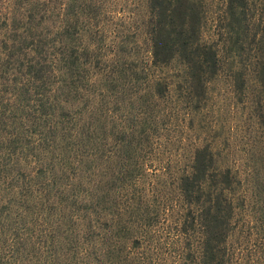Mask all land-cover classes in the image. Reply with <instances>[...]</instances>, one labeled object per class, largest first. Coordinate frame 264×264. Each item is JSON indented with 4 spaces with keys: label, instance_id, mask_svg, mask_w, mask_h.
Listing matches in <instances>:
<instances>
[{
    "label": "trees",
    "instance_id": "16d2710c",
    "mask_svg": "<svg viewBox=\"0 0 264 264\" xmlns=\"http://www.w3.org/2000/svg\"><path fill=\"white\" fill-rule=\"evenodd\" d=\"M47 2L15 0L9 11L2 18L0 16V36L4 43L1 48L4 54L0 59V174H7V164H10L9 160L16 154L20 142L31 141L33 136H37L38 144L42 145L46 154L62 150L64 158H60L61 163L52 164L54 160L51 164L48 162L44 169L40 168L43 170L34 171L31 177L25 173L20 175L25 180L24 188L20 189L23 196L36 193L38 198L45 197L41 207L29 213L27 220L20 215L15 217L13 206L8 202L0 207V264H27L34 255H39L42 261L40 264H61L63 260L66 261L63 264H75L77 253L62 255L58 234L62 221L69 223L66 238L76 237L77 233L82 234L83 225L87 231L93 230L95 226L93 221H85L83 224L89 217L84 210L91 209L89 205H105L101 203L103 199L94 196L95 188L89 189L83 195L85 204L82 214L71 223L69 218L74 211L71 212L69 206L62 202L64 210L56 212L57 207L52 202L56 190L63 187L72 195L75 206L77 188L67 170L70 167L77 173L74 165L82 163L83 158L79 153L87 150L80 149L76 152L78 136L81 141L89 144H93L94 137L97 145L93 147L94 150H90L91 153L97 159L105 156L108 140L105 139L104 130V137H95L100 125L92 124V109L85 111L87 102L84 107L72 109L67 103L69 99L78 100L82 90L87 91L82 95L91 96V82L100 74L101 80L105 81V86L109 89L107 94L113 95L114 83L129 69L122 65L126 52L125 40L121 39L114 46H108L105 45L103 36L98 35L88 24L78 26V14H85L87 8L91 7L92 16L101 12L100 8H93L100 5V1L91 0L86 5L83 0H67L64 14L58 9L54 14L52 12L51 18L46 19L44 14ZM247 2L248 0H226L230 14L229 24L234 30V23L241 22L246 17ZM147 3L145 26L150 42V61L158 67H165L174 61L182 64L183 86L173 85V88L177 92L185 91L188 107L193 110L195 104L206 96L210 81L219 72L217 48L203 35L205 14L202 2L147 0ZM57 15L59 23L56 26L42 25L43 19L55 22L54 16ZM92 18L96 19H85ZM242 28L243 25L238 28L240 33ZM240 33H237L238 39ZM254 40L259 47L256 56L257 77L264 90V27L255 33ZM107 46L110 47L108 51ZM137 78L139 79V75ZM133 79L135 80L134 76ZM239 79L237 77V86L243 89L245 84L242 80L239 82ZM155 85L154 99L167 95L168 83L163 87L162 79L156 81ZM119 109L118 103L109 110L105 109V121L109 117L121 121L120 125L116 124L118 128L112 133L113 147L110 151L112 153L115 149L118 160L113 163L114 169L106 180L115 187L120 182L124 183L128 175L131 176V185L126 189L121 187L122 184L119 189H124L123 193H117L119 210L126 213L129 223L124 219L117 225L114 221L106 223L107 229L100 238L101 241L104 239L105 249L97 254L99 264H161L167 261L170 264H225L224 248L236 209L234 200L237 199L234 188L237 179L231 168L222 165L215 158L209 145L200 147L194 153L190 170L177 177L179 206L165 207L163 210L150 205L147 199H152H146L145 196L144 199L138 185L133 183L141 172L134 141L137 137L140 140L143 136L149 138L150 132L145 126L137 129L139 123L145 125L144 118L140 116L137 122H131L127 116L120 118L116 113ZM98 121L101 122L102 118H98ZM6 130L10 131L11 136L15 134L7 143L3 141ZM62 167L65 174L53 172L55 168ZM94 186L99 193L105 192V174ZM46 187L49 188L48 191H45ZM4 192L9 193L10 188L0 187V199ZM106 194L104 200L108 203L110 194ZM70 195L67 199L71 198ZM237 204L240 206L241 201ZM32 208L29 206L27 210ZM162 211H165L166 216L177 212L179 222L174 227L163 223L158 218ZM133 213L135 219L132 217ZM54 216L58 220L52 224ZM132 229L136 230V235L127 246L129 240L126 234ZM156 230L157 234L154 235ZM5 248L6 253L3 252ZM44 250L49 251V256L43 262L41 254Z\"/></svg>",
    "mask_w": 264,
    "mask_h": 264
},
{
    "label": "rangeland",
    "instance_id": "374dc122",
    "mask_svg": "<svg viewBox=\"0 0 264 264\" xmlns=\"http://www.w3.org/2000/svg\"><path fill=\"white\" fill-rule=\"evenodd\" d=\"M14 1L0 0L1 18L9 11ZM47 1L45 18H51L52 12L54 14L58 9L60 13H65L67 0ZM81 1L78 0V2ZM89 1L91 0H83V3L88 5ZM97 1H100V5L97 4L93 8H100L101 12L92 16L91 7H84L88 10L84 11L85 14L82 12L78 14L80 17L78 26L88 24L93 31L103 36L105 45L108 46H114L115 42L121 39L125 40L126 52L122 65L129 69L123 77L116 80L117 83H114L113 95L107 94L106 91L109 89L106 88L105 81L101 80L100 74L99 77L98 75L94 77V80L92 76L91 96L82 95L87 92L82 90L78 100H68L67 104L71 109L84 107L87 102L85 111L92 109V124L100 125L95 137L97 139L104 137V130L105 139L108 141L105 145L104 159L103 157L97 159L90 151L97 145L95 138L93 137V144H89L81 141L78 136V143L75 145L76 152L80 149L87 150L79 153V156L83 158L82 163L74 165L77 173L73 172L70 167L67 170V173L73 177V184L75 183L77 188L75 206L72 202V195L63 187L57 189L55 198L53 199L52 196L48 201L50 205L53 199L52 204L55 203L56 212L60 209L64 210L62 202L68 205L71 212L74 211L69 218L71 223L82 214L85 204L83 195L89 189L92 190L94 187V196L103 199L101 203L105 204L95 207L89 205L91 209L84 210L89 217L84 220L83 224L85 221H93L95 224L94 229L89 231L83 225L84 235L82 232V234L77 233L76 237L66 238L69 223L62 221V226L58 230L62 255L77 253L75 264H99L97 254L105 249L104 239L101 241L100 238L105 234L106 223L114 221L117 225L123 219L129 223L126 213L119 210L117 193H123L124 189H119L122 184L121 187L126 189L131 185V176L128 175L124 183L120 182L115 187H112L106 180L107 175L114 169L115 164L113 163L118 160L115 157L117 154L115 149L112 153L110 151L113 147L111 146L112 133L115 128H118L116 124L120 125L121 121L110 119V117L108 121H105V109L109 110L118 103L120 109L116 113L120 115V118L127 116L131 122H137V118L141 116L145 119V125L139 123L137 129L145 126L150 132L149 138L143 136L140 140L141 138L137 137L134 141L141 172L137 174L133 183L138 185L143 198L145 196L146 199L147 197L152 199H147L148 203L163 210L165 207L179 206L177 177L190 170L195 151L209 145L215 158L222 165L230 167L236 176L235 197L240 199L234 200L236 209L231 219L229 235L224 248V263L264 264V90L257 77L256 56L259 47L254 40L255 33L264 27V0H248L246 17L241 22L234 23L235 30L229 24L230 14L227 11L226 0H199L202 2L205 14L203 35L217 48L219 72L210 81L206 96L195 104L193 110L188 107L185 91L177 92L173 88V85L183 86L182 64L174 61L165 67H158L152 65L150 61V42L145 26L147 0ZM86 17H96V19H85ZM54 18L57 23L43 19L42 25L56 26L59 23L58 15ZM242 25L244 28L240 33L238 28ZM237 33H240L239 39ZM2 39L0 36V59L4 54L1 51L4 46ZM7 42L11 43L9 40ZM108 46L107 51L110 49ZM237 77L240 78L239 82L242 80L245 84L243 89L238 88ZM162 79L163 87L165 83H168L170 91L168 90L163 98L154 99L156 81ZM98 118H102V121H98ZM13 135L15 134L11 136L10 131L6 130L3 141L7 143ZM38 143L37 136H33L31 141L22 140L16 154L9 160L10 164H7V174H0V187L10 188L9 193L2 194L0 207L8 202L13 206L15 217L20 215L26 220L29 213L41 207L45 197L38 198L36 193L23 196L20 189L24 188L25 180L20 175L25 173L31 177L34 171L43 170L48 162L51 164L54 160L52 164L61 163L60 158H64L62 150H54L46 154L42 145ZM42 167L43 169H40ZM53 172L65 174L63 167L55 168ZM103 174H105V192L101 191L100 194L94 185L98 183ZM45 189V191L49 190L48 187ZM106 192L110 194L108 203L104 200L107 196ZM68 195L71 198L67 199ZM240 201L239 206L237 203ZM29 206L33 208L27 210ZM45 213L46 211L42 215L44 216ZM134 214L133 219H135ZM166 215L165 211H162L158 218L173 227L179 222L177 212ZM57 220L58 218L54 216L52 224ZM155 229L156 227L153 231ZM135 235L136 230L134 229L126 234L129 240L127 246L130 245ZM3 252H7L6 248ZM48 256L49 251L44 250L41 254L43 262L47 261ZM34 262L36 264L42 262L39 255H34L27 264ZM64 262L66 261H61V264ZM161 264H170V262Z\"/></svg>",
    "mask_w": 264,
    "mask_h": 264
}]
</instances>
